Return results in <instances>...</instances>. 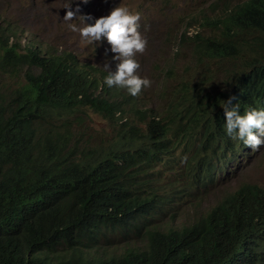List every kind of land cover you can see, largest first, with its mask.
<instances>
[{"label": "clouds", "instance_id": "9594fccd", "mask_svg": "<svg viewBox=\"0 0 264 264\" xmlns=\"http://www.w3.org/2000/svg\"><path fill=\"white\" fill-rule=\"evenodd\" d=\"M247 1L249 0L235 5L216 23L217 34L195 33L189 37L186 32H182L178 38L179 42L189 41L194 47L201 38L215 39L219 42H230L239 51H245L244 45L248 46V39L254 35L245 40L237 39L243 33L236 35L233 30L225 29L232 26L223 22L236 7ZM82 2L86 3L87 0H82ZM12 3L16 6L17 0H13ZM63 8L66 10L64 21L70 22L79 18L84 22L83 27L70 24L71 31L78 32L85 42L105 48V56L110 55L109 69L107 62L104 65L105 71L89 65L87 63L89 51L84 59L80 60L78 54L69 48L64 38L65 30H60L55 46L30 42L37 50H44L50 54L43 56L33 53L27 46H21L17 40H10L8 34H12L14 30L10 19H6V28L0 29V38L3 41L0 43V55L6 46L13 45L20 55V62L15 73L7 77L17 76L21 71L19 82L21 85L10 92L23 93L39 90L45 93V104L64 106L73 104L71 110L57 118L51 128L52 132L64 125L73 129L72 132H66L63 137H60L59 141H62L61 146L65 152L74 151V156L77 158L89 152V149H82L79 142H76L83 135L79 123H83L85 118L91 114L100 116L93 112V108L86 105L87 96L92 94L97 98V104L102 99L109 102L115 99L120 111L112 119L103 118L112 123L120 119L118 121L120 126L116 130V142L106 150L102 148L96 150V153H114V156H119L123 152H128L131 163L116 178L115 187L108 196L109 206L106 212L116 213L120 209L130 208L133 212H142L139 216L145 217L159 209L154 208V203L160 201L162 203L160 208L164 211L172 216L179 213L185 214L186 221H189L201 215L195 210L192 214L186 210L193 208L198 198L202 197L200 187L217 188L218 184L220 186L231 179L236 180L239 176H245L249 168L253 167L256 162H261L264 149V92L255 97L253 92L249 95L239 85L227 90L221 89L216 83H208V93L211 94L199 100L184 114L171 112L170 105L163 116L160 112L154 114L152 109L141 108L138 105L140 102L138 95L142 88L151 86L148 78L140 77V64L137 60L147 46V40L141 36V29L139 30L140 14L131 12L126 6L113 7L112 5L98 16L91 18L90 16H78L79 7L73 10L71 3L65 4ZM88 19L91 20L85 23ZM61 21L58 19L53 28H59L58 23ZM241 55L250 58L252 52ZM226 63L231 64V67L223 69L221 73L227 70L236 72V64L230 59L221 62L218 65L219 70ZM111 69L115 72L109 71ZM5 79L6 77L2 78V80ZM4 87L11 89L9 86ZM127 98L133 100V106L125 102ZM133 109L138 110L140 115L135 116ZM126 118H139V123L144 124L145 128L129 126ZM160 129L171 139V144L166 146L164 156L156 154L150 145L145 143L150 139L151 133L152 138L156 133L161 132ZM1 151L12 153L9 163V180L14 182L39 176L50 168L49 153L38 147L37 139L26 147ZM242 151L254 155L244 157L240 154ZM229 162L235 165L236 169L233 174L228 168ZM114 164L121 166L122 161L114 159ZM223 172L227 173L223 174ZM216 177L224 182H216ZM243 185H249L248 189L255 185L261 190L264 189V179H253L250 183ZM241 186L223 196L218 203L207 207L205 212L216 205L219 210L221 202L231 195L236 197V200L226 209L233 210L235 207L237 209L243 206L242 201L246 199V196L244 192H237ZM185 195L190 205L186 206L181 200ZM169 196L171 199L168 198ZM123 220L125 228L119 223L118 217L108 213L103 217L96 215L77 233L78 237H71L74 243L70 244L68 240L61 239L59 245L65 247L78 243L84 253L87 249H95L99 254L103 251L112 253L113 250L116 255H121L128 243V245L135 246L134 239H131L133 242L130 243L128 237L129 239L119 241L121 245L123 244L122 253L115 252V248L119 245V243L115 244L116 241L128 233V216ZM180 227L165 232L148 228L145 230L148 235L151 233L165 234L178 230ZM103 247H110L112 250ZM171 251L174 255L178 254L173 249Z\"/></svg>", "mask_w": 264, "mask_h": 264}, {"label": "trees", "instance_id": "16d2710c", "mask_svg": "<svg viewBox=\"0 0 264 264\" xmlns=\"http://www.w3.org/2000/svg\"><path fill=\"white\" fill-rule=\"evenodd\" d=\"M223 23L232 26L225 29L236 35L253 34L247 42L251 50L247 45L241 52L230 42L199 39L193 47L194 56L206 66L197 83L185 86V96L170 103L171 112L184 114L208 97V83L227 90L239 85L255 97L264 92V0H249L236 7ZM247 52H252L250 58L241 55ZM229 59L235 62L236 72L227 70L221 73V80L215 79L218 65ZM19 62L15 46H6L0 55V264H264V189L255 185L251 189L243 185L237 191L246 196L243 206L226 209L236 200L231 195L221 202L219 210L216 205L165 234L148 235L136 226L135 214L142 217V212L130 208L118 210L117 215L106 212L116 178L131 163L129 153L114 156L89 149L77 158L74 151L65 152L60 137L73 129L64 125L52 132L51 125L73 104L48 105L42 91L19 93L6 89L1 80L15 73ZM125 102L134 104L131 98ZM85 103L108 119L120 111L115 99H102L97 104V98L89 94ZM133 113L140 115L135 109ZM159 131L152 138L151 133L145 143L164 156L171 139L162 129ZM35 139L38 147L49 153V170L29 179L9 180L12 153L1 150L26 147ZM114 159L122 161V165H115ZM181 200L190 205L186 195ZM161 206L160 201L154 203V208ZM105 212L116 215L124 228L123 218L128 216V233L120 239H134V247L126 240L128 244L121 255L112 250L92 257L90 249L84 253L78 243L59 245L61 239L74 243L71 237H78L77 233L96 215L103 217ZM172 249L178 254L174 255Z\"/></svg>", "mask_w": 264, "mask_h": 264}, {"label": "rangeland", "instance_id": "374dc122", "mask_svg": "<svg viewBox=\"0 0 264 264\" xmlns=\"http://www.w3.org/2000/svg\"><path fill=\"white\" fill-rule=\"evenodd\" d=\"M13 0H0V29L6 28V19L13 22V33L8 34L11 41L17 40L21 46L25 42H41L44 44L56 45L60 36V30H65L64 38L69 48L76 52L80 60L87 56V63L105 71L104 65L107 62L110 68V55L105 56L104 47L92 45L85 42L78 32L71 31L69 25L75 24L83 27L84 22L79 18L66 22L65 4L71 3V8L75 10L79 7L78 16H98L110 6H123L140 14L139 30L141 36L147 40V46L143 54L137 58L140 64L141 78H148L151 86L142 88L138 99L141 108H150L154 114L161 113V116L169 108L172 101L181 95L185 96V86L189 88L200 80L206 64H199L194 56V49L189 41L179 42L182 32L192 37L195 33L201 35L217 34L216 23L226 16L235 5L245 0H17V5L13 6ZM96 12V13H94ZM91 13V15H89ZM58 19L59 28H53ZM91 19L85 20L88 23ZM206 21V22H204ZM23 33L24 40L19 35ZM191 33V34H190ZM253 34L244 32L237 39L245 40ZM231 64H223L217 70L215 79L221 80V71L230 68ZM115 72V70H109ZM21 71L18 75L6 77L1 83L9 86L11 91L21 84ZM141 100L143 102H141ZM120 120V119H119ZM118 120V121H119ZM110 122L101 116L91 114L85 118L83 123H79L82 138L76 140L83 149H103L106 150L115 141L116 130L120 122ZM129 126L145 128L139 123V118H126ZM241 156L247 157L254 154L241 152ZM228 168L233 174L235 165L229 162ZM242 179V180H241ZM253 179H264V149L261 162L247 170L245 176H239L236 180L231 179L224 184H218L217 188L207 186L200 187L203 193L198 198L193 208L186 209L189 214L197 212L202 214L206 208L218 203L228 193L233 192L239 186L250 183ZM216 182L222 183L221 179L215 178ZM186 221V215L179 213L174 216L164 211L162 208L156 209L153 213L145 217H137L134 220L136 226L143 230L165 232L170 229H177ZM124 239H119L115 244ZM129 242L133 241L129 239ZM123 244L115 248L117 254H121ZM112 250L110 247H103ZM98 255L97 250L90 249V256Z\"/></svg>", "mask_w": 264, "mask_h": 264}, {"label": "bare ground", "instance_id": "6f19581e", "mask_svg": "<svg viewBox=\"0 0 264 264\" xmlns=\"http://www.w3.org/2000/svg\"><path fill=\"white\" fill-rule=\"evenodd\" d=\"M24 34L23 33H21L20 35H19V37H20V39H22V40H24V36H23ZM180 40V39H179ZM28 43H29V45H28ZM25 42V46H27L29 49H31L32 51H33V53H35V54H37V55H46V54H50V53H46L44 50V52L43 51H41V50H37L35 47H33L32 45H31V43L30 42ZM140 101V100H139ZM141 102H143L142 100H141ZM227 172H229V171H227ZM227 172H223V174H226ZM228 194H230V193H228ZM118 213H116V215H117ZM116 215H113L114 217L116 216Z\"/></svg>", "mask_w": 264, "mask_h": 264}]
</instances>
